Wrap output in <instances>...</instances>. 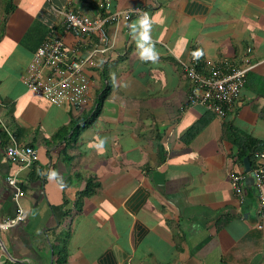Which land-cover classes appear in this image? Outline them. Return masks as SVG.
Instances as JSON below:
<instances>
[{"label": "crops", "instance_id": "1", "mask_svg": "<svg viewBox=\"0 0 264 264\" xmlns=\"http://www.w3.org/2000/svg\"><path fill=\"white\" fill-rule=\"evenodd\" d=\"M105 1L110 11L147 9L149 39L135 14L108 24L114 46L93 56L89 98L72 108L28 91L23 75L50 27L79 56L96 43L83 37L81 47L55 9L103 10L87 0H0V219L15 213L9 174L26 212L0 230V264H264V217L257 228L253 185L247 195L244 180L243 198L233 189L232 176L248 172L222 137L228 121L264 142V0ZM194 54L200 70L245 56L254 64L223 117L183 108ZM6 130L36 149L31 166L6 159Z\"/></svg>", "mask_w": 264, "mask_h": 264}, {"label": "built area", "instance_id": "2", "mask_svg": "<svg viewBox=\"0 0 264 264\" xmlns=\"http://www.w3.org/2000/svg\"><path fill=\"white\" fill-rule=\"evenodd\" d=\"M94 1L103 11L96 16L84 14L73 7L65 6L53 9L62 16V31L72 33L80 42L83 37L94 36L96 43L89 47L84 56H79L78 47H67L60 31L50 27L41 44L32 53L23 75L26 89L41 95L57 106L67 105L78 108L89 98L91 80L86 74V67L98 52H105L114 46V39L106 30L108 24L118 25L127 22L135 14L143 18L149 16L148 10L141 7L118 9L110 11L105 0ZM82 47V46H81ZM250 49L247 48V51ZM199 56L194 54L192 62L185 67V75L189 80V91L183 108L201 104L215 115L223 117L239 99L247 72L254 66L245 56L239 65L212 62L205 70L197 68ZM7 142L4 155L7 160L19 163L23 167L31 166L37 159V151L30 145L19 143L15 135L6 130ZM257 163L248 173L233 175L231 184L243 198V187L246 174L253 178V187L257 198L256 227L262 228L264 217V152L256 155ZM6 182L12 190V200L15 203V213L0 219V230H6L26 219V212L21 205L24 189L15 173L6 177Z\"/></svg>", "mask_w": 264, "mask_h": 264}, {"label": "trees", "instance_id": "3", "mask_svg": "<svg viewBox=\"0 0 264 264\" xmlns=\"http://www.w3.org/2000/svg\"><path fill=\"white\" fill-rule=\"evenodd\" d=\"M6 12L8 13V8L6 9ZM107 89H105L101 94L99 95L97 99V106L95 107L90 119H92L96 113L99 110V106L101 105V102L103 98L105 97L107 93ZM206 119L199 120L196 122L186 133L185 137L187 140L194 137L195 134H197L205 125ZM222 137L229 140L232 145L236 147L237 152V159L240 164L243 163L244 158H247L251 165L253 166L258 161L256 160L258 155L261 152H264V142L252 137L250 134L245 133L241 129L233 126L230 122L224 121L222 125ZM259 163V162H258ZM262 163V162H261ZM92 185L87 186V190L84 192L85 194H89L91 192ZM60 262V260H58Z\"/></svg>", "mask_w": 264, "mask_h": 264}, {"label": "clouds", "instance_id": "4", "mask_svg": "<svg viewBox=\"0 0 264 264\" xmlns=\"http://www.w3.org/2000/svg\"><path fill=\"white\" fill-rule=\"evenodd\" d=\"M139 23L142 26L143 31L141 32V37L143 39H149V28L152 24V21L149 19L148 15L145 14L143 18H139V20L136 22ZM135 27V23L133 24V28ZM145 53L150 54V49H145Z\"/></svg>", "mask_w": 264, "mask_h": 264}, {"label": "water", "instance_id": "5", "mask_svg": "<svg viewBox=\"0 0 264 264\" xmlns=\"http://www.w3.org/2000/svg\"><path fill=\"white\" fill-rule=\"evenodd\" d=\"M243 164H244V170L245 172H249L250 169H251V163L250 161L247 159V158H244L243 160ZM253 184V178L252 176H248L246 179H245V187H244V192L249 195L251 194L252 192V188H251V185Z\"/></svg>", "mask_w": 264, "mask_h": 264}]
</instances>
